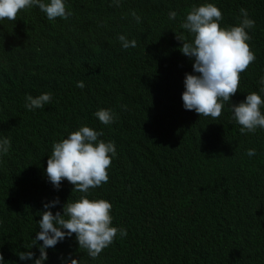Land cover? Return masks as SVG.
Masks as SVG:
<instances>
[{"label": "trees", "instance_id": "trees-1", "mask_svg": "<svg viewBox=\"0 0 264 264\" xmlns=\"http://www.w3.org/2000/svg\"><path fill=\"white\" fill-rule=\"evenodd\" d=\"M188 2L119 0L117 6L112 0H67L66 20L49 21L38 8L0 20V137L11 144L0 156V253L8 264H31L19 260L20 252L39 255L28 246L39 230L43 203L58 197L51 210L62 213L67 201L82 195L67 180L54 189L45 174L53 143L81 125L115 143L109 180L90 190L89 198L110 201L113 226L126 230L92 263L190 264L188 224L202 212L204 264H264V130L244 144L238 138L227 152L213 140L234 136L222 130L224 108L215 120L194 110L182 121L164 114L175 111L170 97H181L184 74L192 71V61L179 51L182 43L171 35L164 39L173 26L169 10L176 11L180 26ZM254 21L255 63L240 76L233 104L240 92L255 90L256 79L246 75L264 65V16ZM119 35L134 39L136 47L122 49ZM44 92L52 94V103L25 109L27 94ZM129 98L133 107L120 105ZM101 108L113 110L112 124L93 115ZM250 148L256 150L251 158ZM213 150L221 157L206 154ZM207 193L218 200L207 205ZM80 251L73 234L47 250L46 264H61L58 257L69 253L90 261Z\"/></svg>", "mask_w": 264, "mask_h": 264}, {"label": "clouds", "instance_id": "clouds-1", "mask_svg": "<svg viewBox=\"0 0 264 264\" xmlns=\"http://www.w3.org/2000/svg\"><path fill=\"white\" fill-rule=\"evenodd\" d=\"M112 2L119 5V0ZM66 3L67 0H0V20H15L19 10L28 8H38L49 21L55 18L66 20L71 16V11L66 10ZM184 9L187 11L180 26L176 25V11L169 10L168 19L172 20L173 26L164 39L166 42V37L171 35V39L182 43L179 51L192 61V71L184 74V89L179 91L182 92L181 97H170L175 111L168 108L164 110V114L169 121L173 117L182 121L189 118L191 110H194L200 117L215 120L221 116L224 108L228 119L221 121L224 127L222 130L234 136L218 135L213 140L222 144L228 152L238 138L244 144L254 138L256 132L264 130V65L260 67L259 73L250 71L246 75L256 79L255 90L240 92L237 95L240 100L238 103L233 104L230 100L237 93L242 80L240 76L243 77L255 63L256 57L250 43L251 32L256 16H264V2L189 0ZM136 20L139 22L140 18L136 17ZM227 20H231L233 24L224 25ZM118 40L122 49L136 47V41L127 39L125 35H119ZM76 86L84 88L85 85L78 81ZM52 100L50 92L35 97L27 94L24 107L35 111L52 103ZM120 105L133 107L134 102L129 98ZM93 115L104 125L112 124L115 119V113L109 108L98 109ZM102 135V131L81 125L66 138L53 143L45 168L48 182L54 189L59 190L61 182L67 180L73 185L72 191H78L82 195L76 200L67 201L62 206V213L56 211L54 214L51 210L60 204L58 197L43 203L44 211L40 213L41 218L37 221L39 230L35 232L32 243L28 246V249L36 246L39 255L36 256L32 251L20 252V261L46 264L47 250L75 234L80 252L84 253L83 249L86 250L85 254L90 257V261L82 263L81 258H72L69 253L58 257L61 264H94L91 261L96 260L104 252L102 250L113 243L117 233L121 237L126 235L124 228H117L112 224L111 202L102 198H89L90 190L108 182L107 169L117 155L115 143L99 139ZM10 147V140L0 137V156L7 154ZM206 154L221 157L216 150ZM246 155L251 158L256 155V150L247 149ZM217 197L219 196L214 193H207L203 202L209 205L217 201ZM205 218L202 212L195 213L188 224L187 231L191 234L190 264L206 263L207 256L203 246ZM38 241L42 243L38 244ZM0 264H8L3 253H0Z\"/></svg>", "mask_w": 264, "mask_h": 264}]
</instances>
